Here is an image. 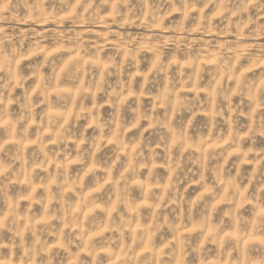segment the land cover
I'll list each match as a JSON object with an SVG mask.
<instances>
[{
  "label": "rangeland",
  "instance_id": "obj_1",
  "mask_svg": "<svg viewBox=\"0 0 264 264\" xmlns=\"http://www.w3.org/2000/svg\"><path fill=\"white\" fill-rule=\"evenodd\" d=\"M0 264H264V0H0Z\"/></svg>",
  "mask_w": 264,
  "mask_h": 264
}]
</instances>
